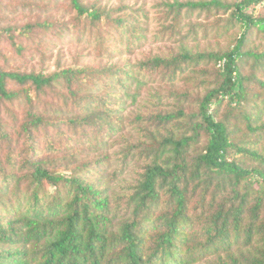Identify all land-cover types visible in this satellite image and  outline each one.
<instances>
[{
  "label": "trees",
  "instance_id": "1",
  "mask_svg": "<svg viewBox=\"0 0 264 264\" xmlns=\"http://www.w3.org/2000/svg\"><path fill=\"white\" fill-rule=\"evenodd\" d=\"M263 2L165 4L175 29L184 16L200 13L225 17L224 29L240 33L224 53L184 51L138 64L137 73L171 81L192 67L213 65L220 83L204 92L197 110L135 117L140 137L125 145L118 168L123 172L130 161L140 166L129 194L115 201L97 178L106 158L80 166L73 159L86 148H104L123 130L122 100L136 103L144 84L126 67L67 68L49 75L0 69V99L27 104L17 135L21 160L0 118V144L8 149L5 163L0 161V264H197L211 256H217L215 264H264V78L244 73L250 65L264 75V50L248 49L251 36L264 38V16L254 12ZM70 5L91 26L105 21L111 31L139 35L128 17L114 18L83 0ZM34 28L26 26L23 33ZM86 79L94 80L91 87ZM10 82L23 89L9 91ZM117 88L122 96L111 93ZM31 89L37 95L65 91L61 103L51 106L55 119L37 110ZM74 149L69 159L62 156ZM123 210L125 217L115 222Z\"/></svg>",
  "mask_w": 264,
  "mask_h": 264
},
{
  "label": "rangeland",
  "instance_id": "2",
  "mask_svg": "<svg viewBox=\"0 0 264 264\" xmlns=\"http://www.w3.org/2000/svg\"><path fill=\"white\" fill-rule=\"evenodd\" d=\"M175 1L200 0H83L85 6L109 11L113 13L114 18L128 17L138 27L136 32L139 35L134 34V36L111 31L105 21L91 26L87 20L76 15L70 0H0L1 70L49 75L67 68L97 71L126 67L144 84L140 87L136 103L133 104L128 98L122 100L124 105L119 114L125 120L123 130L114 135L104 148L99 150L86 148L84 153L76 154V158L73 159L80 166L98 160V157L106 158L103 171L97 178L102 184L106 183L111 201L129 194V188L133 185L140 166L130 161L123 172L120 173L118 168L125 145L137 144L139 140L141 125L135 123V117L174 111L177 108L192 112L197 110L198 100L204 92L220 83L213 65L202 64L192 67L184 76L171 81L168 78H162V75L148 72L137 73L138 64L150 58L175 56L184 51L224 53L235 46L236 38L240 33L239 29L229 31L224 29V27L227 29L222 21L225 17L200 13H194L189 17L184 16L180 19V27L175 29L172 15L165 6L166 3ZM223 1L232 3L241 0ZM251 10L249 9V13ZM254 12L257 16H264V2L256 7ZM43 24H49L52 27L49 30L43 29L40 27ZM26 26H35V28L30 34L25 35L23 30ZM5 29L11 30L9 33L11 37L2 32ZM248 49L256 52L263 51L264 38L251 36ZM244 73L247 75L254 73L256 77L264 78L261 71L252 70L250 65L244 67ZM93 82L94 80L86 79L85 85L91 87ZM136 86V82L131 83L132 92ZM7 88L9 91L23 89L12 82ZM26 88L29 86L24 87ZM54 92L37 95L33 89L30 91L35 107L39 112L46 113V118L57 117L55 113L51 114V106H58L61 103L60 95L65 93L61 89ZM111 93L122 96L120 88ZM184 94L188 95L186 100L178 99V95ZM26 111L27 104L23 99L12 102L0 99V118L6 131L12 135L13 153L19 160L23 158L18 155L23 145L17 135L26 119ZM225 113L226 107H223L220 118ZM52 135L54 136V133ZM205 142L206 139L203 137L197 148L200 149ZM40 148L45 150L44 156H49L42 143ZM75 151L74 149L71 153L67 152L62 156L69 159L70 156L75 155L73 154ZM7 154L8 149L0 144V161L3 164ZM56 157L61 156L56 155ZM75 168L74 164L70 165L71 170ZM125 211L118 214L115 222H120L125 217ZM216 262H218L217 256H211L197 264H215Z\"/></svg>",
  "mask_w": 264,
  "mask_h": 264
}]
</instances>
